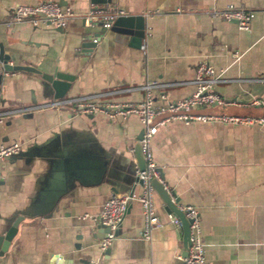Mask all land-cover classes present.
Wrapping results in <instances>:
<instances>
[{"label": "crops", "instance_id": "obj_1", "mask_svg": "<svg viewBox=\"0 0 264 264\" xmlns=\"http://www.w3.org/2000/svg\"><path fill=\"white\" fill-rule=\"evenodd\" d=\"M40 0H0V43L7 61L29 63L41 71L54 68L73 79L64 94L124 87L145 79L184 80L199 59L232 80L213 89L230 98L264 102V0H55L75 15L64 25L10 21L16 4ZM227 3L254 9L248 30L211 15ZM96 6L104 9H96ZM121 9L141 12L144 34L139 46L129 34L98 26L96 42L83 46L88 19L79 14ZM93 16L89 19H98ZM0 107L52 97L39 74L4 71L0 66ZM186 82L167 85L165 97L188 94ZM153 89L155 102H161ZM139 89L104 94V99L134 101ZM250 101L230 103L254 108ZM141 128L134 115L107 116L43 107L0 120V142L18 139L17 153L0 168V231L20 215L0 264H171L181 245V227L167 220L153 192L154 211L162 224L149 238L141 234L142 217L135 197L127 203L107 251H99L96 212L106 196L125 192L133 146ZM152 158L165 186L198 211L200 236L209 264H264V124L220 120H183L169 116L150 138ZM128 184V185H127ZM140 191L135 183L133 192Z\"/></svg>", "mask_w": 264, "mask_h": 264}, {"label": "built area", "instance_id": "obj_2", "mask_svg": "<svg viewBox=\"0 0 264 264\" xmlns=\"http://www.w3.org/2000/svg\"><path fill=\"white\" fill-rule=\"evenodd\" d=\"M254 9L237 7L231 3H227L220 8H209L211 15H219L224 19L232 20L237 28L241 30L249 29V22L254 15ZM121 9L101 11L99 14H93L88 11L79 14L85 19L93 16L102 18V24L108 26L110 21L118 13H122ZM69 6H61L55 0H40L35 3H20L14 5L9 16V20L19 21L23 19L29 20L32 24H53L62 26L66 20L75 15ZM94 40V38H93ZM231 77L222 75V70L215 71L212 65L206 59H199L194 66L193 75L184 80H160L156 78L145 79L142 82L129 84L124 87H116L114 89L88 91L76 94H62L60 96H52L46 100L19 104L7 108L0 107V120L14 113H22L32 111L34 109L51 107L54 109L67 108L77 113H85L91 111H100L107 116H119L121 118L128 115H134L141 125V134L138 138L140 149L143 154L144 165L142 169L135 168V175L141 180L138 193L132 192L130 197H135L140 205L142 217L141 234L145 238H149L153 228L162 224L161 220L154 211L152 196L154 189L149 179L151 177L159 178L158 166L152 158L150 149V138L156 130L157 124L169 116H176L183 120L199 119V120H220L223 122H231L236 124H264V116H253L247 114H188L179 113L172 114L158 120L153 121V116L164 111H175L178 109H188L195 106L209 105L213 103H225L226 100L222 95L213 89V84L218 81L232 80ZM186 82L193 85L192 90L183 96L168 99L162 91L167 85L173 83ZM139 89L142 91L140 98L134 101L104 99V94L116 91H125ZM153 89H158L161 102H155L152 94ZM249 104H264L259 98L249 99ZM20 141L12 139L0 142V160L7 156L18 152L20 149ZM165 186L162 178H159ZM167 188V187H166ZM128 194L124 191H111L103 200L101 207L96 212L95 219L108 226L105 235L97 241L98 250L101 252L108 245L110 239L114 236V230L118 222L124 214L126 200ZM178 208L188 218V240L185 255L181 256L180 264H209L204 255V244L200 236V223L198 219L197 208L190 203L177 204ZM167 220L174 226L180 227L179 218L171 212H166Z\"/></svg>", "mask_w": 264, "mask_h": 264}, {"label": "water", "instance_id": "obj_3", "mask_svg": "<svg viewBox=\"0 0 264 264\" xmlns=\"http://www.w3.org/2000/svg\"><path fill=\"white\" fill-rule=\"evenodd\" d=\"M109 0H91L93 3H101L106 2ZM96 9L102 10L104 7L96 6ZM95 25L104 26L102 24V18L99 17L98 19H88V25L83 29V41L81 44L83 46H92L97 38L96 35L97 29ZM111 29L127 33L129 34V43L134 46H139L141 43V38L144 34V16L141 12H122L118 13L114 16V18L110 21L108 25ZM105 27V26H104ZM94 38V40H93ZM9 54L3 51L2 44L0 43V66L4 71H12V70H26L35 72L40 75L41 78L46 80L49 86L52 89L53 96H60L65 93L66 89L70 85L71 80L73 79V74L53 69L50 72L41 71L36 66L29 64V63H19L14 61H7L9 58ZM1 75V72H0ZM225 103H213L209 105L203 106H195L190 107L188 109H178L175 111H164L158 113L153 116V121L158 120L160 118L172 115V114H179V113H188V114H247L253 116H264V106L259 105L260 107L254 108V106L249 105L248 107H237L235 104L230 103L231 100L235 102L240 101H248L249 98H244L240 96H232L230 98L225 99ZM142 129L140 128L137 135L133 150V158H132V169L130 178H126L129 186L124 188L125 192L128 194L126 205L131 199L130 195L133 192V188L135 183L140 184L141 180L135 175V168L142 169L144 165L143 154L140 149V144L138 138L140 137ZM17 153V152H16ZM15 154V153H13ZM11 154V155H13ZM3 160H0V168ZM159 178L162 177L161 172L159 171ZM159 178L151 177L149 182L153 187L154 191L160 197L163 208L167 212H171L176 215L180 220V227H181V245L179 249V254L181 256L185 255L186 248L189 243L188 240V218H186L183 212L178 208L176 201L178 198L174 195L173 191L169 190L168 188L164 187L161 183ZM127 184V185H128ZM113 191H122L113 188ZM20 215H16L8 224L6 228L0 231V256L4 255L7 251V247L10 243V240L16 230V224L20 219ZM96 229L101 228V234H95L94 232H90L92 237L99 236L102 237L105 235L106 231L108 230V226L103 224L99 221L95 223ZM108 247L106 246L103 251H107ZM181 260L179 257H175L171 264H180Z\"/></svg>", "mask_w": 264, "mask_h": 264}]
</instances>
